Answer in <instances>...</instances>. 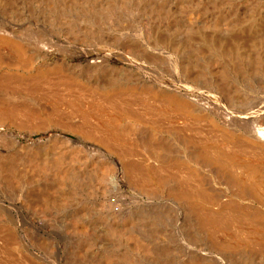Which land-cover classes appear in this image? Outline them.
Masks as SVG:
<instances>
[{
  "label": "bare ground",
  "instance_id": "6f19581e",
  "mask_svg": "<svg viewBox=\"0 0 264 264\" xmlns=\"http://www.w3.org/2000/svg\"><path fill=\"white\" fill-rule=\"evenodd\" d=\"M36 28L116 47L133 66L96 55L49 63L56 45ZM0 55L25 73L0 78L7 207L33 196L40 210L76 209L88 198L97 206L77 209L99 211L104 228L81 212L24 216L35 229L0 213V246L55 252L71 241L83 250L72 257L92 264H108L94 245H119L117 264H221L216 250L226 264H264V250L240 247L264 245V202L251 185L264 176V120L254 126L246 112L264 114V0H0ZM32 59L45 61L36 72L22 67ZM60 218L70 219L64 230L53 227ZM232 225L248 244L229 239Z\"/></svg>",
  "mask_w": 264,
  "mask_h": 264
},
{
  "label": "rangeland",
  "instance_id": "374dc122",
  "mask_svg": "<svg viewBox=\"0 0 264 264\" xmlns=\"http://www.w3.org/2000/svg\"><path fill=\"white\" fill-rule=\"evenodd\" d=\"M1 23H3V21H1ZM40 29V30H39ZM38 29V31H37V28L35 29V31L33 32V36H36V37H39V35L40 36H47V37H50L53 41H54V43H55V45H56V48H55V51H54V53H53V56L51 55L50 57H48L47 58V61L49 62V63H52L53 64V62L54 63H61V62H63L64 60H70V61H74V62H78V63H80V62H82V61H86L87 59H89V58H92V57H96V56H104V57H107L108 59H109V63L111 64V65H113V66H121V67H131V66H133V62H134V59L131 57V55H129L128 56V53L127 52H123V51H120L118 48L115 50V48L116 47H113V46H107L108 48H106L105 49V45H98V46H93V45H80V44H74V43H70V42H67L66 41V39L64 38V37H60V36H51L49 33H48V31H46V30H44L43 28V31H42V29L41 28H39ZM36 32V33H35ZM38 34V35H37ZM120 36V35H119ZM121 36H125V34H122ZM64 39V40H63ZM123 39H125V37L123 38ZM64 46V47H63ZM78 46V47H77ZM88 46V47H87ZM92 47H94V48H92ZM82 48V49H81ZM87 48V49H86ZM65 49V50H64ZM57 51V52H56ZM72 51V52H71ZM59 52V53H58ZM70 52V53H69ZM74 52V53H73ZM116 52V53H115ZM123 52V53H122ZM76 53H78L79 54V56L76 54ZM87 53V54H86ZM96 53V54H95ZM73 54H75V56L73 55ZM82 54H85L84 56L81 55ZM100 54V55H99ZM108 54V55H107ZM69 55V56H68ZM77 55V56H76ZM96 55V56H95ZM88 56V57H87ZM3 57V58H2ZM61 57H63L62 59H61ZM72 57H75V58H72ZM83 57V58H82ZM131 57V58H130ZM1 58H2V60H1ZM5 58V56H2V55H0V78H2V77H12L13 78V75H15V74H18V73H20V75L18 74V75H15L14 76V80L16 79V76H18L17 78L18 79H20L19 77L20 76H22L21 74H25V73H21V70L18 72L17 71V67H18V63L16 62V60H11L10 58H8V59H4ZM5 61H4V60ZM11 61H10V60ZM57 59H58V61H57ZM133 60V61H132ZM12 62H16L14 65L12 64ZM33 62L34 63H36V64H33ZM41 62H42V64L45 62V61H42V60H35V59H32V60H30V62H24L22 65H24V66H26V67H24V66H22L23 68H24V70H30L31 68H32V66H33V68L34 69H31V71L33 70V72H36L37 70V68H36V66L38 65V68H39V66L40 65H42L41 64ZM127 64H125V63ZM9 64V65H8ZM28 64V65H27ZM33 64V65H32ZM13 65V66H12ZM29 66H31V67H29ZM16 67V68H15ZM28 67V68H27ZM5 68V69H4ZM12 68V69H11ZM27 68V69H26ZM11 70V71H10ZM16 72V73H14V72ZM23 71V70H22ZM3 72H6V73H12V74H10L9 76L7 75V74H2ZM3 75V76H2ZM6 75V76H5ZM2 76V77H1ZM17 79V80H18ZM22 80V79H21ZM191 97H193V95H191ZM259 105H252V106H250V107H248L247 109H249V111L248 110H246V112H248V115L249 116H252L253 114H255L256 113V115H253V117H252V122H253V124H254V126H257L258 124H260V123H257L254 119L256 118V120L257 121H262V120H264V119H261L260 117H262V118H264L262 115H264L263 114V111L261 110V106L260 107H258ZM259 109H260V111H259ZM259 111V112H258ZM251 115H250V114ZM246 114V113H245ZM262 114V115H261ZM258 115H260V117L258 116ZM245 116H247V115H245ZM257 117H259V118H257ZM254 120V121H253ZM257 124H256V123ZM71 137H73V138H76L74 135H70ZM35 139H39L40 137H42V134H36V135H34L33 136ZM213 150V149H212ZM252 181H251V185H252V187L254 188V190H257V196L258 197H260L259 199L262 201V202H264V176H258L257 178H252L251 179ZM254 180H255V185L253 184V182H254ZM1 183H2V181H1ZM1 183H0V188L1 189H5V187H4V185H1ZM3 184V183H2ZM258 187V188H257ZM256 188V189H255ZM0 189V190H1ZM258 193L260 194V195H258ZM3 194V191L1 190L0 191V213L1 214H4L6 217H9L11 220H14V222L16 221V219H20V220H23V222L24 223H26V225H25V227H27V228H29V224H30V226L33 228V229H35V226H33L28 220H24L23 218H24V216H31V215H33V214H39V215H41L42 216V214L41 213H43V215H46L45 213H47V215H48V213H50V215H48L49 217L51 216H53V213L54 212H58V213H61L62 214V216H71V215H73V214H80V212L81 213H84V214H89V213H91V214H93V216L90 218V216H87V214L85 215V217H84V215H83V218H82V220H83V222H91V223H94V225H93V228H97V229H95L96 231H98V232H102L103 230H104V228L103 227H101L100 225H97V223H95V222H97V220H95V217H97V214L99 213V211H95V210H88V212H87V209H86V212H85V210H82L83 208V206L85 205V207H87V206H91V207H93V206H97V204L96 203H93V202H88V200H90V199H88V198H86V199H84V198H79V199H76V200H74V202H75V204H76V206L77 207H81L80 209H77V207H75L76 209H74V208H67V209H59V210H40L39 209V207H43V206H46V203L43 201V200H41V199H39V198H37V197H33V196H30L29 198H27V197H25V196H22V197H18L17 199H16V203H18V207H17V209L15 208V209H10V208H8L7 207V205H9L10 203H9V201L6 199V197L4 196V194ZM5 197V198H4ZM110 198H108L107 200H109L110 201V199L112 200V199H114V197H111V196H109ZM88 199V200H87ZM85 200V201H84ZM93 200V199H92ZM96 199H94L93 201H95ZM101 200H102V198H101ZM79 201V202H78ZM91 201V200H90ZM105 201V200H104ZM74 202H73V205H75L74 204ZM81 202H83V203H81ZM66 203V202H65ZM74 207V206H73ZM45 212V213H44ZM96 212V215L94 214V213ZM87 216V217H86ZM13 218V219H12ZM65 218V217H64ZM97 219V218H96ZM62 220V221H61ZM66 220H68L67 221V223L70 221V219L68 218H66L64 221H63V218L61 219L60 218V223L58 222V221H56V222H54L53 223V227L55 228V229H57V230H64L65 228H67V224H66ZM90 220V221H89ZM17 222V221H16ZM28 222V223H27ZM66 224V225H64V223ZM56 223V224H55ZM56 225V226H55ZM237 225H239V226H243L244 225V223H243V225L241 224V223H239V224H237ZM261 225H263L264 226V219H262L261 220ZM96 226H98V227H96ZM245 226V225H244ZM31 227H30V229H31ZM65 227V228H64ZM233 229H232V228ZM235 227H237L236 225H232V226H230L229 227V231H231L230 233H229V235H231V237H229V239L230 240H234V239H236V238H240V239H245V238H242V235L241 234H243L240 230V228L238 227V228H235ZM246 227V226H245ZM92 228V229H93ZM264 228V227H263ZM33 229H31V230H33ZM230 229H232V230H230ZM238 229V230H237ZM15 232V231H14ZM100 232V233H101ZM16 234H17V232H16ZM15 234V235H16ZM103 234V233H102ZM18 235V234H17ZM16 235V236H17ZM241 237H240V236ZM218 236H221V239L222 238H224L223 240L224 241H226L228 238H225V236L224 235H219V233H218ZM234 238H233V237ZM18 237V236H17ZM232 238V239H231ZM248 238H250V237H248ZM248 238H246L245 240H243V241H245V244H248V242H246L247 240H248ZM228 239V240H229ZM232 240V241H233ZM67 242V241H66ZM70 242L71 241H69L68 242V245H53L54 247H56L55 248V252H53V250H52V248H51V245H44L47 249H49L50 250V253L47 251V249L43 246V245H32V248H31V246L29 247L28 245H16V247H9V246H6V245H2V246H6L7 247V250H6V247L4 248V247H2V246H0V247H2V248H0V252H7V254L9 255V254H12V256L14 255L13 253H20V251H21V253H20V255H21V257L19 256V255H14L13 256V258H12V256L11 255H9L10 256V258H12V259H10V260H4V258L3 257H5L6 256V254L5 253H1L0 255H1V257L0 258H2V260H4L3 261V263H2V260H0V262L2 263V264H9V262L10 261H14L15 259L14 258H16V263L17 264H21L22 263V259L24 258L25 259V262L23 261V263L22 264H43L42 262H44V264H66V261H67V263L68 264H85L86 262V264H92V263H94L93 261H95L94 259H92V258H86V259H84L83 260V262H78V260L77 259H74L72 256H75V255H77L78 254V252H80L82 249H81V246H79V245H73L72 246V244H70ZM70 245V246H69ZM36 246V247H35ZM45 248L46 249V253H45V250L43 251L42 250V248ZM75 246L76 247H80V249L81 250H78V248H76L77 250H75ZM93 246V245H92ZM95 247L92 249L96 254H100L101 252L103 253V254H107V256H106V258H105V261L109 264V262H112L111 264H117L118 263V261L116 262V256H114V257H112L113 256V252L115 251V249L116 250H119V245H118V247H117V245H94ZM98 246V247H97ZM109 246V247H108ZM111 246H113V247H111ZM114 246H116L117 248H115ZM184 247L185 246H187V245H183ZM224 246V245H223ZM236 246V245H235ZM235 246H233L232 245V247L233 248H235ZM28 247V248H27ZM41 248V249H37V248ZM72 247V248H71ZM89 247V246H88ZM87 247V248H88ZM106 247V248H105ZM241 247V249L242 248H244V250H246L247 252H250V253H252L253 255L254 254H256V255H258V256H260L261 254H260V251L261 250H264V245H262L261 247H260V245H246V247H245V245H243V247H242V245L240 246ZM248 247V248H247ZM9 248V249H8ZM18 248V249H17ZM35 248V249H34ZM98 248V249H97ZM107 248H110V249H107ZM112 248L114 249V251L112 250ZM245 248H247V249H245ZM97 249V250H96ZM251 249V250H250ZM261 249V250H260ZM6 250V251H5ZM9 250H10V252H9ZM11 250H12V252H11ZM14 250V251H13ZM17 252H16V251ZM33 250V251H32ZM38 250H40V251H38ZM58 250V251H57ZM75 250V251H74ZM26 251V252H25ZM34 251H36V252H34ZM76 251H77V254H76ZM92 251V252H93ZM225 251H227V250H225ZM253 251V252H252ZM256 251V252H255ZM9 252V253H8ZM22 252H24V254L22 253ZM44 252V253H43ZM74 252H75V254H74ZM83 252V250L81 251V253ZM116 252V251H115ZM262 252V251H261ZM48 253V254H47ZM94 253V254H95ZM101 253V254H102ZM111 253H113V254H111ZM216 254H218L219 256H220V258H219V262H221V264H226L224 261H223V259H224V257L223 256H221L222 254L220 253V251H218V250H216V252H215ZM220 253V254H219ZM3 254L5 255V256H3ZM22 254H23V256H22ZM41 254H44V255H42L41 256ZM46 254V255H45ZM56 254V255H55ZM69 254V255H68ZM74 254V255H73ZM95 254V255H96ZM260 254V255H259ZM24 255H26L25 257H24ZM33 255H34V258H33ZM40 255V256H39ZM82 255H83V253H82ZM111 255V256H110ZM32 256V257H31ZM36 256H39V257H36ZM59 256V257H58ZM71 256V257H70ZM108 256H109V258H108ZM8 257V256H7ZM7 257H5V259L7 258ZM19 257H20V259H19ZM36 257V258H35ZM54 257V258H53ZM70 259H69V258ZM30 259V260H27V259ZM62 258V259H61ZM72 258V259H71ZM111 258V259H110ZM113 258V259H112ZM8 259V258H7ZM18 259H19V261H18ZM54 259V260H53ZM67 259V260H66ZM69 259V260H68ZM233 259V258H232ZM236 259H238V258H236ZM26 260H27V262H26ZM59 260V261H58ZM62 260V261H61ZM65 260V261H64ZM72 260V261H71ZM74 260V261H73ZM111 260V261H110ZM115 260V261H114ZM233 260H235V259H233ZM5 261H7V262H5ZM9 261V262H8ZM12 261V263L11 264H16V263H14ZM18 261V262H17ZM21 261V262H20ZM29 261H31V263L29 262ZM56 261V262H55ZM58 261V262H57ZM113 261H114V263H113ZM260 261L261 260H256L255 262H257V263H259L260 264ZM52 262V263H51ZM60 262V263H59ZM257 263H255V264H257Z\"/></svg>",
  "mask_w": 264,
  "mask_h": 264
}]
</instances>
